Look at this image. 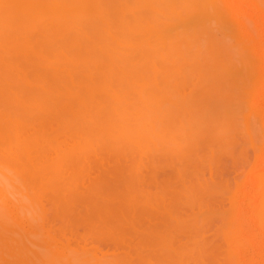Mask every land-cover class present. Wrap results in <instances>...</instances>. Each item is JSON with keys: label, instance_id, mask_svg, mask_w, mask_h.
I'll return each instance as SVG.
<instances>
[{"label": "bare ground", "instance_id": "1", "mask_svg": "<svg viewBox=\"0 0 264 264\" xmlns=\"http://www.w3.org/2000/svg\"><path fill=\"white\" fill-rule=\"evenodd\" d=\"M0 264H264V0H0Z\"/></svg>", "mask_w": 264, "mask_h": 264}]
</instances>
